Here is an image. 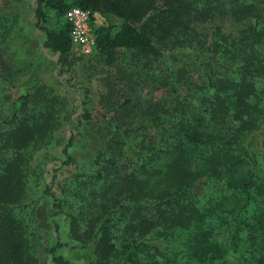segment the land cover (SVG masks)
Wrapping results in <instances>:
<instances>
[{"label": "trees", "instance_id": "1", "mask_svg": "<svg viewBox=\"0 0 264 264\" xmlns=\"http://www.w3.org/2000/svg\"><path fill=\"white\" fill-rule=\"evenodd\" d=\"M32 2L43 45L59 64L71 50L69 25L55 30L43 21L75 5L91 12L94 49L107 63L125 50L155 59L180 53L204 81L182 67L144 90L118 64L128 92L113 100L116 81L108 82L101 95L108 132L105 140L90 136L91 152L79 156L69 134L59 167L73 169L58 181L60 194L52 189L59 168L43 178V164L29 162L31 152L52 146L57 108L21 114L26 100L18 109L12 103L0 114V264H38L40 233L28 217L36 201L25 189L42 180L56 234L51 264H73L56 253L62 247L87 250L85 264H264V0ZM96 16L118 24L95 25ZM209 21L203 34L197 26ZM88 103L85 89L73 129L90 118Z\"/></svg>", "mask_w": 264, "mask_h": 264}, {"label": "rangeland", "instance_id": "2", "mask_svg": "<svg viewBox=\"0 0 264 264\" xmlns=\"http://www.w3.org/2000/svg\"><path fill=\"white\" fill-rule=\"evenodd\" d=\"M5 10L0 13L1 22L5 20L8 28H0L4 33L0 36V47L3 49L4 65H0V114L1 116L11 112L16 103V109L25 101L26 108L20 112L31 114L42 105L47 108H57L58 128L53 134L52 146L43 147L40 150L31 152L30 164L32 166L42 163L47 171L43 173V178H49L53 171L59 168L57 172V183L53 185V191L60 194L58 181L68 174L72 166H62V154L60 148L66 142L67 137L72 132L77 138V154L84 155L92 151L90 141L96 138L105 140L107 134L106 120H103L102 97L108 94V82H115L112 87L117 88L113 94V100L123 98L122 95L128 92L122 80H119L117 65L122 66L127 73H132L135 77L141 79L144 90L149 89L148 84L152 83L156 88L162 82V77L166 72H173L177 77L180 68L185 67L195 82L204 81L203 71L197 66L192 58L182 56L178 53L166 58H146L141 55H133L130 50H125L116 56L115 60L107 63L104 57L98 55V49H93L88 54H81L73 47L69 50L63 64L58 63V55L44 47V33L34 24L33 2L32 0H0ZM64 17L56 18L53 12L48 11L43 24L49 28L59 30L63 24ZM0 22V23H1ZM95 25L112 24L117 26L118 19L112 16H96ZM215 22L199 24L198 30L203 34H209L210 27ZM228 28H235L236 24L225 23ZM5 31L7 33H5ZM2 39V41H1ZM132 61L127 65V61ZM130 74V73H129ZM147 74L150 76L147 77ZM115 80V81H113ZM147 84V85H146ZM87 90L89 103L87 107L91 112L90 118L77 129L72 126L76 123L77 117L81 113V101L84 97V91ZM27 97V99H24ZM54 105V106H53ZM110 116L111 113H107ZM164 138L168 136L163 134ZM160 132L157 138L163 136ZM48 182V181H47ZM44 181L40 184L30 185L25 191L29 198L36 202L33 206V212L27 216L35 218L33 223L36 230L40 233V245L38 249V264H51L50 255L47 250L56 242V234L52 230L50 196L43 192ZM219 188V187H217ZM62 225L63 240L66 239L67 225L62 219H58ZM66 226V227H65ZM63 255L73 264H85L87 250L79 248L73 249L62 247L56 251Z\"/></svg>", "mask_w": 264, "mask_h": 264}, {"label": "built area", "instance_id": "3", "mask_svg": "<svg viewBox=\"0 0 264 264\" xmlns=\"http://www.w3.org/2000/svg\"><path fill=\"white\" fill-rule=\"evenodd\" d=\"M64 20L69 25L71 48L81 54L90 53L96 44V35L91 23V12L79 6H71L64 14Z\"/></svg>", "mask_w": 264, "mask_h": 264}]
</instances>
